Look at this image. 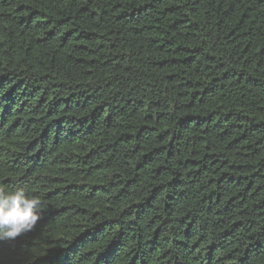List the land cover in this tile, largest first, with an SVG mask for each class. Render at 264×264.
<instances>
[{
  "label": "trees",
  "instance_id": "1",
  "mask_svg": "<svg viewBox=\"0 0 264 264\" xmlns=\"http://www.w3.org/2000/svg\"><path fill=\"white\" fill-rule=\"evenodd\" d=\"M0 185V264H264V0H0Z\"/></svg>",
  "mask_w": 264,
  "mask_h": 264
},
{
  "label": "clouds",
  "instance_id": "2",
  "mask_svg": "<svg viewBox=\"0 0 264 264\" xmlns=\"http://www.w3.org/2000/svg\"><path fill=\"white\" fill-rule=\"evenodd\" d=\"M41 199L24 187L0 185V242L32 232L42 218Z\"/></svg>",
  "mask_w": 264,
  "mask_h": 264
}]
</instances>
